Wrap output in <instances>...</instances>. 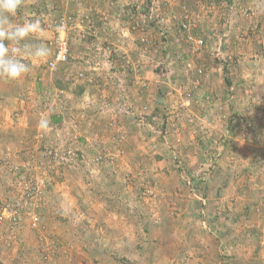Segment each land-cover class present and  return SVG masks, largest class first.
<instances>
[{"label": "rangeland", "instance_id": "obj_1", "mask_svg": "<svg viewBox=\"0 0 264 264\" xmlns=\"http://www.w3.org/2000/svg\"><path fill=\"white\" fill-rule=\"evenodd\" d=\"M227 1L23 0L13 22L40 19L51 54L25 57L19 80L0 77V216L19 202L41 220L0 222V264H264V100L233 98L227 66L212 73L219 98L197 63L207 48L221 64L220 42H247L264 26V0ZM231 6L232 37L205 26L209 10ZM201 12L208 21L193 17ZM187 33L205 47L194 51ZM60 37L69 61L52 70ZM131 74L142 103L121 119L115 82ZM52 84L65 95L58 115L37 99ZM15 138L24 144L7 146Z\"/></svg>", "mask_w": 264, "mask_h": 264}, {"label": "crops", "instance_id": "obj_2", "mask_svg": "<svg viewBox=\"0 0 264 264\" xmlns=\"http://www.w3.org/2000/svg\"><path fill=\"white\" fill-rule=\"evenodd\" d=\"M121 1L123 2L125 0H121ZM206 1L207 0H198L197 9H200L201 6L202 9H204L205 6L203 3H205ZM238 1H245V0H228L227 3L235 2L234 4H236ZM209 11L213 12L211 13L213 14V19L209 21V24L207 25H205L204 23L203 24L206 27H208V25L210 28L214 27V29L218 26L228 27L229 30L231 31H227L228 33H225V35L232 37L234 35L233 32L234 28L231 26V24H233L232 23L233 20L235 19L236 15H238V7L235 8L231 6L230 9L219 8L217 10L211 9ZM196 14H194L193 17L200 18L199 20H202L203 22L208 21V18H205L206 14L204 12H201L200 14L199 13ZM203 24L200 26L203 27ZM211 49L213 48L211 47ZM217 51L220 52V55L224 59V62H221V64L212 63V60L208 58V54L210 50L208 51L207 48L198 55V58L200 60H197V63L201 65L202 68L206 67V70L208 72L203 82L206 85L205 86L206 90L211 91V93L215 95L217 94V96L221 98V96L224 94L225 91L224 86L219 85L218 88H215L212 84L211 77H212V73L214 74V76H217V74L213 72L216 71L215 68L217 66H220L222 68L227 66L230 69V73L227 75L228 77H230L231 80L229 82L230 83L232 82V84L228 83V86L226 87L228 88V91L231 90L233 92L232 95L233 98L242 97L244 99H249V100L251 99L264 100V26L263 25L261 26L259 33L257 35L255 34V37H248L247 42L240 43L237 45H233L231 43L229 46H223V44L220 42L218 44ZM211 54L213 55V52H211ZM134 77H135L134 74H131L126 77H118L119 81L115 82L117 86V88L115 87V91H116L115 97L117 98L116 106L118 109L117 114L118 116L120 115L119 117H121V119H125L128 116V114H130V110L133 109L132 107L133 105L138 107L139 104L142 103L141 101H137L140 100L141 95L139 96L138 94L137 96L135 95V93L138 92V89L136 86H134V83H136V81L138 80H134ZM224 80L225 79H223L222 81L224 82ZM51 87L53 88V90L46 89V87H43L41 91H39L40 93H37L38 94L37 99L39 100V102L40 101L42 102L44 100L45 101L44 104L46 106L48 105V101L50 100L49 102L51 104L49 105L47 112L52 113L51 115H58V113L60 112V108H62L61 105L65 102L64 101L65 95L64 97L58 99L61 92L59 91L60 89H58L54 84H52ZM240 94L242 96H240ZM56 97L59 101L54 100V98ZM249 105H251V102H249ZM61 119H62L61 116H57V117L54 116L51 120V123L54 126L56 124L58 125L60 124L58 122L61 121ZM123 124L125 126L127 122L126 123L124 122ZM124 126L123 129H125ZM249 128L255 130L254 124L249 126ZM21 131H23L22 127H21ZM259 136H261L260 137V139H262L261 141L264 142V127L263 128L259 127ZM17 141H19V139L16 138L13 140L8 139L6 143H9V145L7 144V146L10 145L21 146L20 143L24 144V141L20 143H18ZM13 151H14L13 154H17V151H15L14 149ZM18 155L22 160L23 155L22 154H18ZM27 161H29V159L25 160V162ZM50 194H52V196L54 194L55 198H61L62 196L60 195L59 197V194L54 193L52 190H50ZM50 201H54V200H50ZM4 227L6 228V226ZM7 237H8L7 230L0 226V238H7ZM2 247L3 246H1V248ZM1 248L0 251L2 253L0 252V260H7L8 257L5 254L6 250L3 251L4 249Z\"/></svg>", "mask_w": 264, "mask_h": 264}, {"label": "clouds", "instance_id": "obj_3", "mask_svg": "<svg viewBox=\"0 0 264 264\" xmlns=\"http://www.w3.org/2000/svg\"><path fill=\"white\" fill-rule=\"evenodd\" d=\"M22 5L23 0H0V77L13 81L29 72L30 64L25 62V57L35 64L51 54L43 42L44 28L40 19L21 17L22 22H13ZM32 36L41 42L36 45L24 43ZM40 126L46 127L47 120L41 118Z\"/></svg>", "mask_w": 264, "mask_h": 264}, {"label": "built area", "instance_id": "obj_4", "mask_svg": "<svg viewBox=\"0 0 264 264\" xmlns=\"http://www.w3.org/2000/svg\"><path fill=\"white\" fill-rule=\"evenodd\" d=\"M183 29L187 30L188 26L184 25ZM184 40L187 41L188 44L192 46V49L194 51H201L205 47V41L202 38L193 35L192 33H187L186 36L184 37ZM68 61H69V45H68L67 40L64 37H60L57 41V45L55 48V54H54L52 61L49 64V67L52 70H56L59 66H63L66 63H68ZM39 191H40V188L38 187V182L36 181L34 182V185L32 186L28 185V187L26 188L25 194L28 197L32 198L30 200H33L34 198L39 197L40 195ZM25 194H24V197H25ZM22 205H23L22 203L18 202V210L15 212L11 208L9 209L5 208L2 216H0V222L1 221L4 222L6 218L10 219V217H16L14 218L16 222L19 219L18 216L23 214V217L24 215H28L29 220H30V226L33 229L38 228L40 224V220H41L39 214L33 208H30L29 210L30 212H28L29 208L25 210V207H23ZM20 220L21 218L19 219L18 222L22 221Z\"/></svg>", "mask_w": 264, "mask_h": 264}]
</instances>
